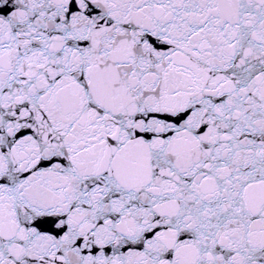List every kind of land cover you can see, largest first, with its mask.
<instances>
[{
    "label": "snow or ice",
    "instance_id": "1",
    "mask_svg": "<svg viewBox=\"0 0 264 264\" xmlns=\"http://www.w3.org/2000/svg\"><path fill=\"white\" fill-rule=\"evenodd\" d=\"M0 264H264V0H0Z\"/></svg>",
    "mask_w": 264,
    "mask_h": 264
}]
</instances>
